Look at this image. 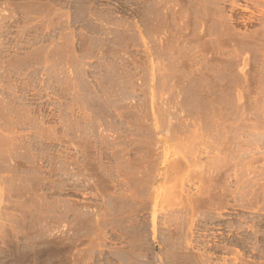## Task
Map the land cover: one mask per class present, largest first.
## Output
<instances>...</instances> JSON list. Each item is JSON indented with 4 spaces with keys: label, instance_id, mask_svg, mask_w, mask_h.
Segmentation results:
<instances>
[{
    "label": "rangeland",
    "instance_id": "rangeland-1",
    "mask_svg": "<svg viewBox=\"0 0 264 264\" xmlns=\"http://www.w3.org/2000/svg\"><path fill=\"white\" fill-rule=\"evenodd\" d=\"M263 2L0 0V264H264Z\"/></svg>",
    "mask_w": 264,
    "mask_h": 264
},
{
    "label": "bare ground",
    "instance_id": "bare-ground-1",
    "mask_svg": "<svg viewBox=\"0 0 264 264\" xmlns=\"http://www.w3.org/2000/svg\"><path fill=\"white\" fill-rule=\"evenodd\" d=\"M263 3H264V2H263ZM262 6H263V5H262ZM262 6H260V8H261V9H260V13L264 16V6H263V7H262ZM252 14H253V13H252ZM253 16H254V15H253ZM259 16H261V15H259ZM263 16H262V17H263ZM248 18H249L250 21H253V19H251L250 17H248ZM254 20H255V19H254Z\"/></svg>",
    "mask_w": 264,
    "mask_h": 264
}]
</instances>
